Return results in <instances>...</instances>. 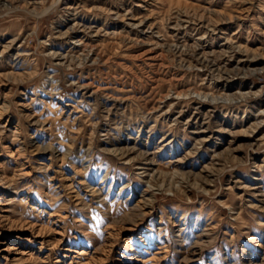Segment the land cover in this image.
I'll list each match as a JSON object with an SVG mask.
<instances>
[{"label": "rangeland", "instance_id": "rangeland-1", "mask_svg": "<svg viewBox=\"0 0 264 264\" xmlns=\"http://www.w3.org/2000/svg\"><path fill=\"white\" fill-rule=\"evenodd\" d=\"M0 264H264V0H0Z\"/></svg>", "mask_w": 264, "mask_h": 264}]
</instances>
